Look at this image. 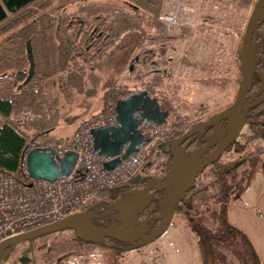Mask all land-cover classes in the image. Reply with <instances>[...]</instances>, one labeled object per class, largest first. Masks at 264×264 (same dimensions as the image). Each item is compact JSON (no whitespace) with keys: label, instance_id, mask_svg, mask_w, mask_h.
Here are the masks:
<instances>
[{"label":"trees","instance_id":"1","mask_svg":"<svg viewBox=\"0 0 264 264\" xmlns=\"http://www.w3.org/2000/svg\"><path fill=\"white\" fill-rule=\"evenodd\" d=\"M65 1L68 0H35L0 23V36L8 33L0 43V167L15 170L21 151L29 141L69 143V137L58 136L55 131L62 126L79 125L84 116L92 112L90 99L98 95L102 82L99 72L111 74L103 85L102 103L98 102L103 111L115 109L117 100L132 94L136 87L146 89L159 100L163 110L169 111L168 123L164 125L169 137L168 148L153 154L143 172L129 183L102 191L95 201L82 209V212L93 215V224L117 226L118 213L108 214L110 203L141 189L149 177L167 173L175 158L171 144L199 123L188 122L185 117L188 105L176 101L174 93L165 86L166 72L159 70L163 55L156 59L155 51L152 52L157 47L165 53L174 42L193 32L185 26L170 27L162 21L164 0H123L121 5L117 2H90L79 6L81 19L88 23V16H84L88 13L97 20V29L92 35V25L80 31L81 21L72 24L73 15L71 17L67 11ZM252 1L233 0V9L243 10ZM100 11V15L94 14ZM257 30L254 35L258 43L256 71L248 97L264 86V22L257 25ZM29 40L35 58V75L26 86L19 88L29 74ZM133 62L141 64L142 69L131 71ZM240 64L242 72L241 61ZM183 65L186 69H181L179 76H187L188 65ZM126 70L147 77H138L140 84L131 86L118 77ZM80 106L87 110L73 113L74 108ZM245 120L253 136L264 138V102L256 104L252 101ZM226 123L220 121L217 127ZM215 131L210 126L192 136L189 144L199 148ZM226 152L239 155L228 159L221 157L200 173L193 189L177 205L176 212L187 218L189 228L197 236L203 264H237L229 260L223 251L226 249L234 254L239 264H263L249 235L230 222L228 212L230 203L240 200L249 189L258 162L264 155V145L236 139ZM242 163H250L252 168L245 169L236 184L230 183L229 178L237 175ZM154 168L158 171L152 172ZM165 197L166 190L157 193L139 219L160 214V204ZM212 202L220 204L212 213L218 223L216 227L206 224L204 214ZM160 225V220H153L148 228L157 229ZM134 249H137L135 245L111 237L95 242L85 240L76 231L69 230L11 246L3 261L20 253L19 259L12 260L13 263L22 259L32 262V256L36 255V260L45 264H62L72 256H86L100 250L113 255L109 264H121L118 257Z\"/></svg>","mask_w":264,"mask_h":264},{"label":"water","instance_id":"2","mask_svg":"<svg viewBox=\"0 0 264 264\" xmlns=\"http://www.w3.org/2000/svg\"><path fill=\"white\" fill-rule=\"evenodd\" d=\"M34 1L0 0V23L7 19L11 13ZM260 22H264V0L256 1L246 27L240 50V60L243 65L242 76L234 102L229 107L211 115L207 120L199 122L183 136L173 141L171 150L175 154V158L164 176H151L141 189H135L128 196L125 195L110 203L108 214L117 212L119 225L98 226L92 223L93 215L80 212L4 240L0 243V264L9 247L61 231L74 230L80 238L94 242L111 237L122 243L133 244L137 248L159 239L170 226L177 205L195 186L198 175L221 158L237 139L238 126L245 120L251 102L256 104L264 102V86L257 93L248 97V91L252 88L256 71L255 60L258 43L255 42L254 35L258 33L257 25ZM27 50L30 60L29 74L19 88L26 86L35 75V58L31 40L28 41ZM133 67L134 63L131 64V69ZM115 110L118 114L117 124L92 130L95 149L107 160L105 167L108 169L119 166L149 142V139L142 134L139 128L141 124L166 125L169 116V111L163 110L159 100L147 90L134 91L132 94L118 99ZM220 121H226L227 124L224 128L217 129V135L188 155L182 154L181 146L187 140ZM226 135L228 136L224 140ZM219 143L220 145L216 149L209 152ZM77 158L78 154L75 151H69L61 157L56 154L54 149L38 147L30 152L28 167L33 178L55 181L74 171ZM152 187H155L154 191H150ZM165 190L166 197L160 204L161 213L139 222L140 215L151 204L157 193ZM153 220H160L161 225L145 237L148 230L144 228Z\"/></svg>","mask_w":264,"mask_h":264},{"label":"rangeland","instance_id":"3","mask_svg":"<svg viewBox=\"0 0 264 264\" xmlns=\"http://www.w3.org/2000/svg\"><path fill=\"white\" fill-rule=\"evenodd\" d=\"M122 1L123 0H68L65 1V3L67 5V11L71 13V17L73 15L72 21L73 19H81L80 16H82V14L79 12V6L81 4L90 2H117L121 5ZM256 1L257 0H253L247 8L238 10L233 9V0H164L165 9L161 16L163 15L165 17L167 13L175 16V22L172 23L170 27L185 26L193 33L191 35L187 34L183 39L174 42L170 50H167L165 53L160 51L157 47L153 48L152 52L155 51L156 59L163 55L159 67L166 69V88H170L171 92L174 93L176 101L182 102L183 100L181 99L184 97L186 101L190 102L187 104L189 109L185 111V117L190 124L205 120L208 116L210 117L223 110L221 106L217 105V107H215V103L216 101L222 103L226 100L227 95L221 91L223 90L222 88H226V86L231 83V77L235 81L233 101L236 99L240 84L239 79L242 76L241 60L239 57L240 50L246 27ZM94 14L100 15L101 11ZM84 16H88V26L92 25L91 28L89 27L90 31L93 27L96 29L97 20L91 18L88 13H84ZM7 35L8 33L0 36V43L4 41V37ZM158 52L162 53L159 54ZM169 56H173L174 58L170 65L167 61ZM133 63L134 67L133 69L130 67L131 71L135 72L137 68H141V64ZM183 64L188 65L187 68L191 67L187 69V75L191 79L179 80V75L177 74H179L181 69H186V66L184 67ZM130 70H126L122 75H118L119 80L131 86H136L140 84L137 80L138 77H147V75L140 76L139 73L132 74ZM110 75V72H99V76L102 77V82L99 84V93L96 97L90 99V102L93 104L90 109L91 111L94 109V111L86 114L84 116L85 118L83 117L84 119H82V121L80 120L81 122L78 127H80L85 119L96 113L111 111H103L101 104H98V102L102 103L101 96L103 93V85L106 80L110 79ZM201 100L207 101V106L201 104ZM210 105H213V107ZM85 110H87V108L84 106L75 107L73 113H84ZM55 134H59V131H55ZM248 137L249 139L243 141L240 136L241 139L238 140L244 143H260L264 145V138L255 137L252 134ZM232 155L233 157H237L239 154L236 152H226L223 153L222 157L228 159ZM251 168L252 166L250 163H242L238 168L237 175L233 178H229L230 183L236 184L243 177L245 169ZM155 171H158V169L154 168L152 172ZM251 184L252 186L248 193V204L233 200L231 206H229L228 217L231 223L240 227L249 235L264 263V155L258 162L256 174ZM219 207V203L212 202L210 208H205L204 214L208 226L216 227L218 225L212 213ZM181 215L183 214L178 211L175 212L172 219L173 224L180 220ZM182 228L184 227L182 226ZM181 231H183V229H181ZM183 233L186 235L188 234L185 232ZM184 234H175L173 240L163 241L159 254L157 252L158 246L154 244L155 241L141 248H137V253L141 254L140 256H143V258H150L152 264H199V246H197V249L195 242L191 245V236H186ZM161 237H159V239ZM194 237L195 239L197 238L196 236ZM196 243L198 242L196 241ZM174 246L178 247L176 248ZM223 251L228 255L230 261L239 264L231 251L227 249ZM125 252H123V254ZM103 256L105 260L114 259L112 254H107L105 252H103ZM19 257L20 253H17L10 260L16 261ZM32 259V262L23 261L22 259L17 263H13V261L7 263L45 264L41 260H36V255H33ZM54 264L57 263L55 262ZM138 264H149V261L146 259H138Z\"/></svg>","mask_w":264,"mask_h":264},{"label":"built area","instance_id":"4","mask_svg":"<svg viewBox=\"0 0 264 264\" xmlns=\"http://www.w3.org/2000/svg\"><path fill=\"white\" fill-rule=\"evenodd\" d=\"M161 19L171 26L175 16L167 13ZM115 109L85 119L67 144L29 141L22 149L15 170L0 167V243L13 236L82 212L100 193L129 183L143 172L155 153L168 148L164 125L143 123L139 126L149 142L114 169L105 167L107 160L95 149L92 130L118 123ZM54 149L63 157L69 151L78 154L74 171L55 181L31 176L28 157L35 148ZM12 260L3 261V264Z\"/></svg>","mask_w":264,"mask_h":264},{"label":"crops","instance_id":"5","mask_svg":"<svg viewBox=\"0 0 264 264\" xmlns=\"http://www.w3.org/2000/svg\"><path fill=\"white\" fill-rule=\"evenodd\" d=\"M168 50H170V49H168ZM173 59H174L173 56H169L168 57V64L169 65H170V63L172 62ZM189 68H191V67H189ZM177 75H179V74H177ZM178 78H179V80H188L190 77H188V75L186 76V74H184V76H178ZM230 82L231 83L229 85H227L226 88H222L223 90L221 91V92H223V93H225L227 95L226 100L223 101L222 103H219V101H216V103H215L216 106L214 105L215 107H217V105H218V106L223 107L222 109H225V108L229 107L234 102L233 101V99H234L233 98L234 97L233 89H234L235 81H234V79L232 77L230 79ZM236 96H237V94H236ZM181 100H183L182 102L185 103L186 105L190 103V102L186 101V99H184V97H182ZM200 103L204 104L206 106L208 104L207 101H205V100H201ZM211 107H213V105ZM92 111H94V109ZM78 126H79L78 124L74 125V126H62L60 129L57 130V131H59V134H56V135L62 136V137H69L70 140H71V138L75 134ZM251 134L252 133L250 132L247 120L242 121L240 123V125L238 126L237 139H241L240 138V136H241L242 137L241 140L244 141L246 139H249L248 136H251ZM70 140H69V142H70ZM251 186H252V184L250 185L249 189L242 195L241 199L237 200V201H241L242 203L248 204V193L250 191ZM253 199H255V198H253ZM230 206H231V203H230ZM172 221H171L170 226L167 228L165 233L162 235V237L160 239H157L154 242V244H156V246H158V249H157L158 254H159L160 247H161L163 241H171V240H173V237L175 236V234H184L183 232H185V233H188V234L187 235L184 234V235L191 236V239L189 238L191 240L190 241L191 245H192L193 242H195V246H196L197 249H198L197 246H199V249H200V251H199L200 252V254H199L200 255L199 264H203V256H202V251H201L199 240H198V238L195 239L194 236H196V235L189 228V226L187 224V218L184 215H181L180 220L177 223L173 224ZM182 226L184 228H182ZM181 229H183V231H181ZM196 241L198 243H196ZM174 247L177 248L178 246H174ZM140 255L141 254L137 253V249L136 250L134 249V250H130V251L125 252L124 254L120 255L118 257V259L121 262V264H138V259H146V260L149 261V264H152V260L150 258H147V257L143 258V256H140ZM111 260H113V259L105 260L102 251L101 252L100 251H95L94 253H92L90 255H86V256H72L69 259L65 260L62 264H109V262ZM158 262H159V260H158Z\"/></svg>","mask_w":264,"mask_h":264},{"label":"flooded vegetation","instance_id":"6","mask_svg":"<svg viewBox=\"0 0 264 264\" xmlns=\"http://www.w3.org/2000/svg\"><path fill=\"white\" fill-rule=\"evenodd\" d=\"M25 7V6H24ZM24 7H22V8H24ZM22 8H20V9H22ZM20 9H18V10H16V11H19ZM79 21H81V26H80V31L81 30H83V29H85V28H87L88 27V24H87V22H86V20H83V19H73L72 20V24L73 25H76V23L77 22H79ZM97 29V28H96ZM96 29L94 28L93 30H92V32H91V34L93 35V33H95V31H96ZM165 67H167V66H165ZM159 70H163L164 72L166 71V69H163V68H160L159 67ZM140 88V87H139ZM138 87H136L135 88V91H141V90H146V89H144V88H141V89H139ZM209 118V117H208ZM207 118V119H208ZM207 119H205V120H207ZM205 120H200V121H198V122H201V121H205ZM222 124V123H221ZM227 124V123H226ZM226 124L225 125H221V126H219V127H217L218 126V124H215V125H213V129L214 130H216L215 131V133H213V135H212V137L211 138H213L215 135H217V129L218 128H224L225 126H226ZM197 134V133H196ZM227 136L228 135H226L225 136V138H224V140L227 138ZM192 138V137H191ZM191 138L189 139V140H187L182 146H181V150H182V154L183 155H188L191 151H193V150H195V149H198V148H194V147H192L190 144H189V142L191 141ZM223 140V141H224ZM205 145V144H204ZM220 145V143L219 144H217L215 147H213L209 152H211V151H213L214 149H216L218 146ZM202 147V146H201ZM200 148V147H199ZM226 153V152H225ZM208 154V153H207ZM205 156V155H204ZM166 174V173H165ZM165 174H158L156 177H161V176H164ZM153 188V189H152ZM151 189H150V191H154L155 190V187H152ZM129 194H127V196H128ZM141 221H143V220H141V219H139V222H141ZM149 227V225L148 226H145V228L144 229H147L148 230V234L147 235H145V237L146 236H148L151 232H153L154 230H156V229H149L148 228Z\"/></svg>","mask_w":264,"mask_h":264}]
</instances>
